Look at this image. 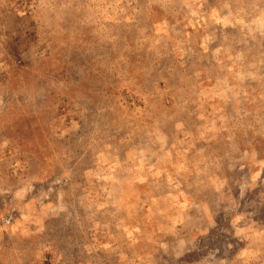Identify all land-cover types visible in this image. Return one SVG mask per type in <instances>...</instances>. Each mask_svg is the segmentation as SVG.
I'll return each mask as SVG.
<instances>
[{"label": "rangeland", "instance_id": "obj_1", "mask_svg": "<svg viewBox=\"0 0 264 264\" xmlns=\"http://www.w3.org/2000/svg\"><path fill=\"white\" fill-rule=\"evenodd\" d=\"M0 264H264V0H0Z\"/></svg>", "mask_w": 264, "mask_h": 264}]
</instances>
